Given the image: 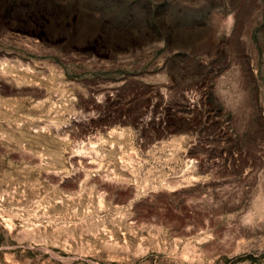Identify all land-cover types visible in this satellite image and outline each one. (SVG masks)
Returning <instances> with one entry per match:
<instances>
[{"label": "rangeland", "instance_id": "1", "mask_svg": "<svg viewBox=\"0 0 264 264\" xmlns=\"http://www.w3.org/2000/svg\"><path fill=\"white\" fill-rule=\"evenodd\" d=\"M0 264H264V0H0Z\"/></svg>", "mask_w": 264, "mask_h": 264}]
</instances>
